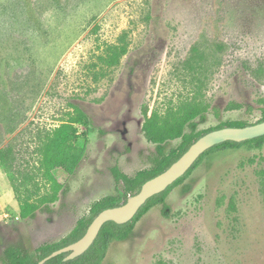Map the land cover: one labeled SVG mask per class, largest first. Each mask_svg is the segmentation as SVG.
Instances as JSON below:
<instances>
[{"label": "rangeland", "instance_id": "rangeland-1", "mask_svg": "<svg viewBox=\"0 0 264 264\" xmlns=\"http://www.w3.org/2000/svg\"><path fill=\"white\" fill-rule=\"evenodd\" d=\"M199 102L209 110L199 129L264 115V0H0V150L22 193L48 192L45 133L74 106L90 118L77 125L87 156L72 175L54 170L65 190L35 218L21 216L0 160V264L8 246L33 253L94 202L121 200L117 170L134 176L158 155L146 111ZM166 200L170 209L151 207L102 264H264V147L210 153Z\"/></svg>", "mask_w": 264, "mask_h": 264}, {"label": "trees", "instance_id": "trees-1", "mask_svg": "<svg viewBox=\"0 0 264 264\" xmlns=\"http://www.w3.org/2000/svg\"><path fill=\"white\" fill-rule=\"evenodd\" d=\"M126 51V47L121 46L119 50H115L107 56L106 63L111 66L118 64ZM238 106L240 105L234 104L233 106H229V108ZM74 107L75 109L68 119L48 130L44 135L41 145L42 156L40 168L45 185L49 187L48 192L45 194L34 198L33 195L35 193L38 195L39 193V187L36 190H28L25 194L22 193L10 170L6 150H0V160L12 181L17 200L20 204L21 216L24 219L35 218L39 210L44 207L47 208L50 204L58 201L60 194L64 192V183L58 180L54 174V170L61 168L67 175H72L76 172L82 160L87 156V145L77 144L81 137L77 125L87 124L90 118L82 108L78 106ZM208 111V107L200 102L182 105L179 109L169 110L166 114H161L157 110L151 114L146 111L142 131L146 139L156 145L158 155L155 158L154 166L141 170L134 176H129L117 170V177L124 186L123 198L121 200L116 196L108 195L94 202L90 214L80 218L75 227L66 236L55 242L41 244L33 253L19 245L8 246L4 250L2 258L3 264H38L40 260L55 250L72 244L83 237L93 219L102 210L126 202L129 196L140 191L147 180L169 168L204 134L223 127H244L253 124L245 119L226 120L209 128L199 129L200 122L207 119ZM260 121H264V115L257 122ZM82 135L87 142L89 140L87 133L84 132ZM178 139H180V142L177 146L167 150L168 144ZM242 145H249L252 149H261L264 147V136L244 142L226 141L212 147L196 161L184 176L165 191L150 198L131 221L124 224H118L114 221L106 222L92 246L84 254L66 261L64 258L67 253H63L53 257L45 264H102L110 243L115 240H124L130 237L136 222L151 207L161 204L164 211L170 209L166 200L168 194L194 171L205 156L218 149L238 148ZM188 189L189 187L186 188V191ZM166 215H168V212H166Z\"/></svg>", "mask_w": 264, "mask_h": 264}, {"label": "water", "instance_id": "water-1", "mask_svg": "<svg viewBox=\"0 0 264 264\" xmlns=\"http://www.w3.org/2000/svg\"><path fill=\"white\" fill-rule=\"evenodd\" d=\"M261 136H264V121L244 127H223L204 134L169 168L147 180L140 191L129 196L126 202L102 210L93 219L83 237L72 244L55 250L40 260L38 264H45L53 257L63 253H67L64 258L66 261L84 254L92 246L106 222L114 221L118 224H124L131 221L150 198L165 191L184 176L196 161L212 147L226 141L244 142Z\"/></svg>", "mask_w": 264, "mask_h": 264}]
</instances>
